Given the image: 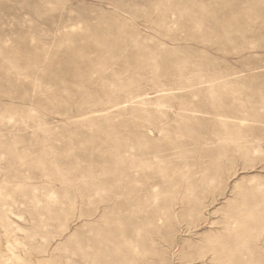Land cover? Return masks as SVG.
<instances>
[{
	"label": "rangeland",
	"instance_id": "1",
	"mask_svg": "<svg viewBox=\"0 0 264 264\" xmlns=\"http://www.w3.org/2000/svg\"><path fill=\"white\" fill-rule=\"evenodd\" d=\"M0 264H264V0H0Z\"/></svg>",
	"mask_w": 264,
	"mask_h": 264
}]
</instances>
